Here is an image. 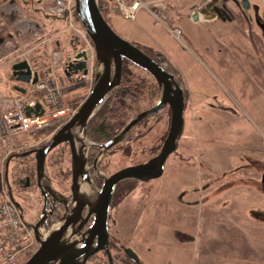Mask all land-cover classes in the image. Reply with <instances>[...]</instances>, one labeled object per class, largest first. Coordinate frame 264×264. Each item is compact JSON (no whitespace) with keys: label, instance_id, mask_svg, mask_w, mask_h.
<instances>
[{"label":"rangeland","instance_id":"1","mask_svg":"<svg viewBox=\"0 0 264 264\" xmlns=\"http://www.w3.org/2000/svg\"><path fill=\"white\" fill-rule=\"evenodd\" d=\"M50 1L0 0V35L13 40L10 47L15 41L19 43L23 36L31 35L34 40L36 23L32 19L43 15V9ZM206 1L166 0L171 22H159L145 8L139 11L135 20L108 15V22L123 38L151 50L153 57L165 59V66L178 76L187 95L183 134L177 151L166 162L163 175L148 181L126 180L118 184L121 191L115 196L109 218L110 246L116 264L125 255L124 247L132 248L141 264H264V245L250 247L253 244L260 246L253 228L228 230L231 227L224 225H230L226 218L232 219L235 226L244 225L233 221L235 213L215 212L199 204L198 180L201 175L240 172L259 177L264 173L260 171L263 165L257 162L264 161V153H261L264 152V34L255 21H247L241 15L231 21L220 18L211 23L203 19L195 21L191 16L193 11ZM250 4L246 13L253 15L256 12L263 22L264 0H250ZM18 20L25 24L22 30L12 26ZM76 26L65 20L60 30L70 44V54L80 51L87 42ZM174 28L181 31L179 38L171 33L170 29ZM7 40H2L0 47ZM54 48L60 49L56 44ZM25 55L29 53L17 52L13 57L18 61ZM0 58L5 59V54L0 52ZM133 70L137 75L149 78L143 71L135 67ZM9 76L11 78L12 74ZM92 81L88 79L74 95L71 85L76 83L65 79L62 85L66 94L64 102L78 106L88 94L84 87L92 85ZM16 83L12 77L8 86L0 88V95H4L6 89L14 88ZM159 97L160 89L156 103ZM167 110L170 111L166 109L161 116L150 117L148 122L131 130L132 137L145 134L131 142L130 154L122 149L128 142L113 147L103 161L104 173L112 174L154 156L168 133ZM157 118L160 119L157 121ZM230 130L236 132V137L240 134V138L230 137L227 133ZM49 132L19 135L11 143L13 152L19 148L16 146L20 141L29 142L31 147L44 144L51 136ZM233 147L242 150H230ZM52 152L48 155L49 160L55 155ZM8 156L0 155V189H3L1 177ZM60 156L65 161L59 168L54 166V161H48L47 169L52 166L51 170L56 174L70 166V161H66L69 154ZM233 158H238L241 166L230 165V161H236ZM62 173L66 176L64 171ZM262 177L263 174L261 180ZM63 178V183L68 184V179ZM186 201H192L194 205L189 208L180 204ZM209 214L217 219H208ZM262 232L264 234V223Z\"/></svg>","mask_w":264,"mask_h":264},{"label":"water","instance_id":"2","mask_svg":"<svg viewBox=\"0 0 264 264\" xmlns=\"http://www.w3.org/2000/svg\"><path fill=\"white\" fill-rule=\"evenodd\" d=\"M249 4V0H242L245 8ZM75 13L95 51L92 89L71 119L45 144L20 153L21 156L35 154L37 183L47 201L50 196L55 197L56 192L46 168V156L60 143L69 144L73 174L71 194L68 199H59L57 202L68 207L67 202L71 199L73 207L71 210L67 208L61 220L48 228H42L44 218L38 223H26L34 231L38 249L23 264H86L92 255L100 251L104 252L109 264H116L110 246L109 230V214L116 187L126 180L148 181L161 177L169 156L178 149L185 126L186 92L178 76L165 66V59L151 56L143 48L117 33L102 14L98 0H75ZM200 15L206 19L217 17L223 21L235 18L230 8L224 2L220 3V0H209L192 13L195 21ZM258 21L264 34V22ZM87 59L86 51L77 52L72 60L65 63L66 77L71 80L73 75L88 74ZM125 60L150 73L159 86L160 98L155 105L133 116L110 140L94 142L86 135L88 123L106 102L110 92L120 84ZM31 74L32 69L27 60L18 61L12 66V77L18 81L29 82ZM37 80L38 73L35 72L33 81ZM19 90L23 91L20 88ZM166 107L171 111L170 125L158 152L141 163L125 166L112 174L104 173L96 165L95 173L103 180L102 186L98 187L88 168L89 149L99 148L98 160L107 150L120 144L136 125ZM32 110L27 107V114ZM43 112L42 104L37 103L36 113ZM262 179L264 181V173ZM14 204L21 214L20 204ZM84 210L87 213L85 217ZM91 216L92 221L87 224ZM79 220L82 221L78 224ZM123 250L129 262L141 264L139 256L132 248L124 247Z\"/></svg>","mask_w":264,"mask_h":264},{"label":"built area","instance_id":"3","mask_svg":"<svg viewBox=\"0 0 264 264\" xmlns=\"http://www.w3.org/2000/svg\"><path fill=\"white\" fill-rule=\"evenodd\" d=\"M110 15H120L135 20L138 12L145 8L152 16L163 23L168 20L166 0H98ZM47 13L58 19H65L77 25L86 38V45L82 47L90 57H93V46L86 33L80 26L75 15V0H51L46 7ZM75 18V19H74ZM179 38L178 28L170 29ZM24 54V53H23ZM29 60L32 76L26 84L24 93L5 97L0 95V155L8 156L14 153L11 143L21 134L39 133L45 130H57L75 113L77 106L64 103L63 81L57 73L58 67L66 60L64 52L52 50L50 61L44 64V59L35 56ZM38 73V80L33 81L34 73ZM92 80V74L84 76ZM41 93V96L38 95ZM37 103L42 104L44 112L36 113ZM27 107L33 110L27 114ZM40 111V110H39ZM29 142L24 141L17 151L29 148ZM16 152V151H15ZM38 247L34 232L27 226L15 204L10 200L7 192L0 189V264H16L28 257ZM86 264H108L103 253L92 256Z\"/></svg>","mask_w":264,"mask_h":264},{"label":"crops","instance_id":"4","mask_svg":"<svg viewBox=\"0 0 264 264\" xmlns=\"http://www.w3.org/2000/svg\"><path fill=\"white\" fill-rule=\"evenodd\" d=\"M47 5V4H46ZM46 5L43 9V15L35 16V18L32 19L34 23H36V26L34 31L36 32L37 36H35L32 40L31 35L29 37H20V42H16L14 46H11L9 44L12 43L13 40L5 38L0 35V43L2 40H7L4 45H1L0 52L2 54H5L6 58H0V88L2 86H8L9 81L12 79L10 78V74H12V66L16 62L14 60L15 57H13L14 54L18 53H29V56H41L44 59L45 65H47L50 61V52L54 50V45L56 44L58 47H60V50H62L66 55L68 53H71V49L68 47L70 44L67 40V37L60 33V30L62 29L63 20L62 19H55L47 14L46 12ZM113 16V15H112ZM205 20L208 23L215 22V20H218V18H212V19H206L201 16L199 20ZM220 20V19H219ZM13 23V22H12ZM23 20H18L13 23V27L17 29H23ZM57 26V29H56ZM21 32V35H23V32ZM26 35V34H24ZM11 55L12 57L8 58L7 56ZM2 57V56H1ZM2 59V60H1ZM58 74L62 76V68L58 67L57 69ZM18 86H20L19 83H16L13 85L14 88L10 90V88L7 90L6 93H4L5 97H11L16 96L17 93L14 91ZM86 90V93L89 91V85H86L84 87ZM81 88H79L80 90ZM2 90V88H1ZM78 90V89H77ZM74 90V91H77ZM5 91V90H4ZM74 91H72L74 93ZM75 95V93H74ZM230 137H233L236 135L235 131H228L227 132ZM233 134V135H231ZM235 138H240V134ZM243 138V137H242ZM16 140V138H15ZM14 140V141H15ZM23 142L20 141L18 145H21ZM19 147V146H16ZM230 150L240 152L242 149L241 147H233ZM261 153H264L261 151ZM233 160L236 161H230V165H234L237 167L241 166L242 162L238 161V158H233ZM240 162V163H239ZM258 164L261 163V170L264 171V161H257ZM239 163V164H238ZM260 165V164H259ZM263 174V172H262ZM262 174L258 177L255 174H243V173H223L222 175H215V174H206L201 175L199 177L200 182V188L198 195L201 199V202L199 203L201 206H205L208 209H212L215 212L218 211H224L229 212L230 214L235 213V219L233 221L237 224H244L243 226L233 224L232 219H227V222L230 224H224L227 228V226L231 227L228 230H247L249 227L251 230L253 228V231L256 232V236L258 237V245H249L250 247H261V245H264L262 241L264 240V234L262 232L263 229V223H264V181L261 180ZM234 182V185H229V183ZM184 195V194H183ZM185 196V195H184ZM183 196V197H184ZM186 197V196H185ZM188 198V197H187ZM180 204L189 206V208L194 205L192 201H186L181 202ZM199 206V205H197ZM226 215V213H224ZM243 216L242 218H240ZM247 217V219H246ZM240 218V219H239ZM208 219H217L215 215L209 214ZM244 219V220H241ZM243 221V222H242ZM219 223V222H218ZM223 223V222H222ZM260 225V226H258ZM253 226V227H251ZM255 236V237H256ZM253 247V250H254Z\"/></svg>","mask_w":264,"mask_h":264},{"label":"flooded vegetation","instance_id":"5","mask_svg":"<svg viewBox=\"0 0 264 264\" xmlns=\"http://www.w3.org/2000/svg\"><path fill=\"white\" fill-rule=\"evenodd\" d=\"M208 1L209 0L204 2V4H206ZM221 2H224L230 8V10L233 12L235 18L239 17L238 15H241L243 17V19L250 21V22L255 21V23L257 25H259L258 20L262 21L256 12L253 15H248L246 13V10H248L251 7V4H249L245 8L242 5V0H220V3ZM211 7H213V6H211ZM168 108L169 107H166L163 110H166ZM163 110H161L155 116L156 117L161 116V113ZM155 116H153V117H155ZM159 119L160 118H157V121ZM146 120H148V119H146ZM132 131H130L128 133V135L121 142V144L123 142H128V143L132 142V139H133V137L131 136ZM86 135H87L88 139H91L89 137V135L87 134V131H86ZM42 145H40V146H42ZM40 146L30 147V148L22 151L21 153H24L26 151H30L32 149L39 148ZM111 149L107 150L104 153V155H102L101 158H99L98 160H96V159H97L98 155L100 154L99 148L91 147L89 149L88 159H87L88 168H89V172H90L92 179L94 180V182L96 183V185L98 187L102 186L103 180L101 177H99L95 173V166L97 165V167L101 171L106 172V169L103 166V161H105V156L109 153V151H112ZM53 150H55V151H53ZM50 152H52V154H55V155H51L50 160H49L48 155L50 154ZM63 153L69 154V156H70L69 160H66V161H70V166L67 168V170L63 169L66 176L62 173L63 171H59L60 169L58 170L59 171L58 174L53 173L51 170L52 166L50 167V169H47L52 187H53L54 191L56 192V194H55L56 196L55 197L50 196L47 201H46L44 195L42 194V192L38 186V183H37V175H36V164H37L36 161L37 160L35 158L34 153L28 154L25 156H21L20 152L17 154L15 153V154L11 155V157H9L10 158L9 161L8 160L5 161L3 176L1 177L2 188L7 192L8 196L11 200H13L15 203L20 204V207H21L20 209H21V214H22L21 216L26 223H38L40 220H42L44 218V221H43L44 225H42V228H45V227L48 228L51 225L57 224L61 220V218L64 215L67 208L69 210L72 209L73 203H72L71 199H69L67 202L68 207H67V205H63V204L57 202V201H59V199L60 200H63V199L65 200V198L68 199L70 194H71V182H72V177H73L72 169H71L72 155H71V149H70L68 143H60L59 145H57L56 147H54L53 149H51L48 152V154L46 156V163H47L46 168H49L48 161H54V163L56 164L54 166L56 168H59L60 167L59 164L62 163V161H65V158L63 159V157L60 156V154L62 155ZM131 165H133V164H131ZM63 177H65V179H68V184L65 185L63 183V181H62V180H64ZM61 183H63V184H61ZM117 187H118V185H117ZM117 187H116V189H117ZM115 192H116V190H115ZM35 195H39V196H37L38 198ZM53 202L56 204H53ZM112 206L113 205H111V208H112ZM86 214L87 213L84 210L83 211V217H85ZM81 221L82 220H79L78 224ZM91 221H92V216L87 220V224H89ZM85 227H86V225H85ZM110 240H111V236H110ZM122 257L127 263H129V260H128L126 255H123Z\"/></svg>","mask_w":264,"mask_h":264},{"label":"trees","instance_id":"6","mask_svg":"<svg viewBox=\"0 0 264 264\" xmlns=\"http://www.w3.org/2000/svg\"><path fill=\"white\" fill-rule=\"evenodd\" d=\"M101 11L108 20L107 9L102 6ZM143 49L153 56V52L151 50L146 48ZM133 67L146 73L149 78L137 75V73L133 70ZM158 93L159 86L150 73L125 60L120 84L110 92L106 102L89 121L87 126V134L91 139L98 142L110 140L125 126L132 116H135L145 109L152 107L157 101L155 98L158 97ZM166 113L168 119H171V112L167 110ZM148 120L143 121L138 125H143L144 123L148 122ZM47 131L49 132L50 129ZM46 132L42 131L40 133ZM144 134L145 133H141L138 136L133 137L132 142L137 141ZM132 146L133 145L131 143H127V145H125V147L122 149L126 154H130L132 151ZM152 153H154V150H152ZM120 189V186H118L113 197L112 205L114 204L115 196L121 191ZM26 258L22 259L20 264H22ZM117 264L129 263H127L123 257H120Z\"/></svg>","mask_w":264,"mask_h":264}]
</instances>
